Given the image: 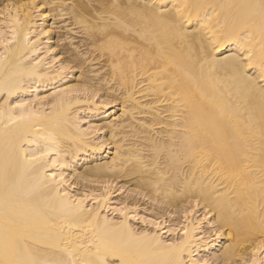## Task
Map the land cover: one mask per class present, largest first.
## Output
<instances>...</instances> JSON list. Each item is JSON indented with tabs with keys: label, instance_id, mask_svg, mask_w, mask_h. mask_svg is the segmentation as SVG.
Masks as SVG:
<instances>
[{
	"label": "bare ground",
	"instance_id": "obj_1",
	"mask_svg": "<svg viewBox=\"0 0 264 264\" xmlns=\"http://www.w3.org/2000/svg\"><path fill=\"white\" fill-rule=\"evenodd\" d=\"M0 264H264V0H0Z\"/></svg>",
	"mask_w": 264,
	"mask_h": 264
},
{
	"label": "rangeland",
	"instance_id": "obj_2",
	"mask_svg": "<svg viewBox=\"0 0 264 264\" xmlns=\"http://www.w3.org/2000/svg\"><path fill=\"white\" fill-rule=\"evenodd\" d=\"M164 236H166V235H164Z\"/></svg>",
	"mask_w": 264,
	"mask_h": 264
}]
</instances>
